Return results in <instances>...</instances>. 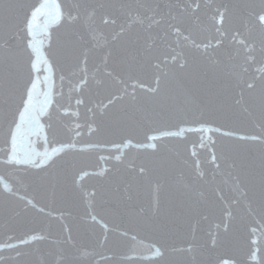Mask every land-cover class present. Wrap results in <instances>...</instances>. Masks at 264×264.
<instances>
[{"label":"snow or ice","instance_id":"obj_1","mask_svg":"<svg viewBox=\"0 0 264 264\" xmlns=\"http://www.w3.org/2000/svg\"><path fill=\"white\" fill-rule=\"evenodd\" d=\"M0 264H264V0H0Z\"/></svg>","mask_w":264,"mask_h":264},{"label":"water","instance_id":"obj_2","mask_svg":"<svg viewBox=\"0 0 264 264\" xmlns=\"http://www.w3.org/2000/svg\"><path fill=\"white\" fill-rule=\"evenodd\" d=\"M189 140H196L198 141V137L193 136L192 134H189ZM191 146V145H190ZM151 242V237L148 236L147 234H141L140 236L137 237V239L135 241H131L130 242V247L132 245H136L139 249L138 252L136 253H129L130 256H132L133 258L136 257H148L150 254L147 252L146 249H144L142 246L149 244Z\"/></svg>","mask_w":264,"mask_h":264}]
</instances>
